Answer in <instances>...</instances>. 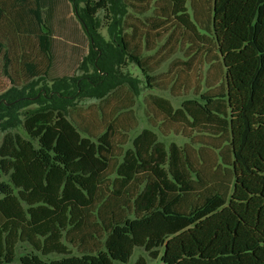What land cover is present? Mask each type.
<instances>
[{
	"label": "trees",
	"instance_id": "trees-1",
	"mask_svg": "<svg viewBox=\"0 0 264 264\" xmlns=\"http://www.w3.org/2000/svg\"><path fill=\"white\" fill-rule=\"evenodd\" d=\"M165 1L187 30L196 33L199 24L211 34L217 51L213 80L220 85L178 110L164 100L158 104L192 128L230 138L222 161L231 167L232 187L225 176L221 190L190 201L199 188L180 148L172 144L167 151L156 132L144 130L106 194L102 176L110 165L113 127L94 141L68 119L66 106L35 111L24 123L32 141L7 135L0 145V264H127L139 248L153 260L162 248L163 264H264V0H191L192 16L189 0ZM72 4L91 44L83 66L93 72L54 79L40 98L38 91L24 94L27 87H13L0 110L10 112L29 97L71 104L79 96L102 97L115 86L114 66L130 47L115 34L105 43L98 32L95 19L100 11L109 13L108 0ZM1 24L19 35L33 34L47 71L52 67V31L40 0H0ZM129 58L142 66L138 56ZM9 65L6 59L5 69ZM25 66L31 80L40 77L32 61ZM3 175L12 187L1 182ZM23 245L31 250L19 257ZM52 254L62 257L44 259Z\"/></svg>",
	"mask_w": 264,
	"mask_h": 264
},
{
	"label": "rangeland",
	"instance_id": "rangeland-1",
	"mask_svg": "<svg viewBox=\"0 0 264 264\" xmlns=\"http://www.w3.org/2000/svg\"><path fill=\"white\" fill-rule=\"evenodd\" d=\"M34 2L27 0L28 4ZM108 4L111 9L109 13L100 11L95 19L101 38L105 43H110L111 35L115 34L119 38L124 37L130 47L124 59L114 66L115 86L102 97L79 96L72 99L71 104L54 103L52 97L45 101L29 97L23 105L10 112L0 110V145L7 135H18L32 141L24 128L30 113L64 105L68 119L83 136L97 141L109 126L114 129L110 165L102 176L106 194H110L118 182L117 168L123 162L125 153L133 149V140L144 130L156 132L159 142L167 151L172 144L180 148L185 166L199 188L190 201L200 199L199 195H205L208 191L215 193L221 190L219 181L225 176L232 187L231 167L222 161L230 148V138L215 135L213 130L192 128L166 115L158 104L164 100L178 110L185 101H200L201 96L210 94L220 85L213 80L217 51L213 48L211 34L206 33L199 24L196 33L187 30L171 16L170 6L165 0H151L148 4L140 0H108ZM40 5L45 24L52 31V67L47 71V60L33 34L19 35L1 24L0 105L5 100L4 95L13 87H27L24 94L32 89L38 91L37 98H40L45 89L50 92L54 79L81 77L93 72L90 65L83 66L91 44L77 18L72 0H40ZM187 10L192 16L191 0L187 3ZM167 15L170 17L163 22V17ZM130 53L139 57L142 66L129 58ZM6 59L10 65L5 69ZM30 61L36 64L40 76L34 80H31L25 66ZM34 143L37 144L36 141ZM229 162L232 163V157ZM165 169L168 170V166ZM198 175L205 185H201ZM1 182L12 187L9 176L3 175ZM67 245L72 255H78L77 249ZM24 249L26 253L31 250L23 245L19 249V257L24 255ZM162 251L161 248V254ZM161 254L153 260L144 249L139 248L127 264H138L140 259H144L146 264H163ZM61 257L52 254L44 259L56 260Z\"/></svg>",
	"mask_w": 264,
	"mask_h": 264
}]
</instances>
